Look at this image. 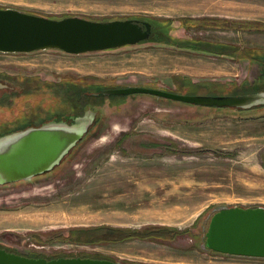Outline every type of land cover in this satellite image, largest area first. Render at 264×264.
<instances>
[{
  "label": "rangeland",
  "instance_id": "obj_1",
  "mask_svg": "<svg viewBox=\"0 0 264 264\" xmlns=\"http://www.w3.org/2000/svg\"><path fill=\"white\" fill-rule=\"evenodd\" d=\"M5 8L51 19L171 18L176 34L236 43L230 45L238 57L155 42L80 54L0 53V134L93 114L88 133L59 165L0 185V246L30 255L105 256L121 264H264V258L201 248L216 208L264 206V104L197 107L148 93L104 96L100 90L88 92L86 104L82 92L68 89L89 77L107 88L145 83L225 95L264 90V0H0ZM179 15L200 22L186 31L175 22ZM218 18L227 23L208 24ZM233 20L246 22L240 27ZM119 71L128 72L110 76ZM176 73L184 76L170 77ZM98 226L182 233L98 243L65 239L70 230Z\"/></svg>",
  "mask_w": 264,
  "mask_h": 264
},
{
  "label": "water",
  "instance_id": "obj_2",
  "mask_svg": "<svg viewBox=\"0 0 264 264\" xmlns=\"http://www.w3.org/2000/svg\"><path fill=\"white\" fill-rule=\"evenodd\" d=\"M151 24L136 19L108 21L78 16L62 19L0 9V53H28L61 49L80 54L135 44L147 39ZM104 96L148 93L198 106L249 109L264 104V90L232 95L182 94L138 85L105 88ZM91 112L71 122L52 119L0 135V185L51 171L88 133ZM201 248L230 256L264 258V206H220L208 217ZM0 264H121L110 259L81 256H28L0 248Z\"/></svg>",
  "mask_w": 264,
  "mask_h": 264
},
{
  "label": "trees",
  "instance_id": "obj_3",
  "mask_svg": "<svg viewBox=\"0 0 264 264\" xmlns=\"http://www.w3.org/2000/svg\"><path fill=\"white\" fill-rule=\"evenodd\" d=\"M133 18H137L140 20H148L151 23L152 31H151L150 37L143 41H139L138 43L155 42L158 45L172 46L178 49L191 50L194 52L225 55V56H230L232 58L237 56L236 47L234 46L229 45L228 46L229 49L217 50V48H215L216 45L206 42L205 40H195L193 38L178 36V34L175 33L177 27L173 25L174 20L171 18L164 19V20L153 19L147 16H135ZM73 82L74 84H72L71 86H68L69 87L68 89L72 88L78 93L82 92L81 94L85 96L84 102L86 104L88 103V99L90 98L89 96L90 95L92 96V93L87 95L88 92H90L91 90H101V89L107 88L105 86L102 87L101 86L102 83L100 82H99L101 84L100 86H95L94 82H92V80H90L89 77H88V80L84 82L82 81H79V82L73 81ZM191 88H194V87H190V89ZM56 120H59V119H56ZM181 233L182 231H177L176 229L171 228V227H161L155 231L149 230V229L141 231V230H136V229H118V228L107 227V226H100V227L98 226V227L78 228V229L70 230L69 233H67V235L65 236V239L71 242H80V243L96 242L98 243V242L103 241V239H108L109 241H122V240L130 239V238H138V239L165 238V237L171 238ZM209 251H212V250H209ZM212 252L218 253L215 251H212ZM31 255L35 257L44 256V255L34 254V253ZM60 256H81V257H91V258H98V259L113 260L105 256H98V255L92 256V255H87V254H67V255L62 254V255H55V256L54 255L46 256V258L49 259V258L60 257Z\"/></svg>",
  "mask_w": 264,
  "mask_h": 264
},
{
  "label": "crops",
  "instance_id": "obj_4",
  "mask_svg": "<svg viewBox=\"0 0 264 264\" xmlns=\"http://www.w3.org/2000/svg\"><path fill=\"white\" fill-rule=\"evenodd\" d=\"M177 1H182V0H177ZM183 1H185V0H183ZM190 1V0H189ZM199 4V3H198ZM197 4V5H198ZM200 7V6H199ZM203 8V7H202ZM187 11H192L191 9H188ZM196 12H197V10H196ZM230 12V11H229ZM228 12V13H229ZM225 13H227V12H225ZM227 13V14H228ZM221 14H223V13H221ZM221 14H218V15H221ZM229 14H236V15H239V14H242V15H246V12H230ZM180 16V18H177L178 20H175V22L178 24V25H180V24H183L184 25V28H185V30L187 31V30H189V28H187V27H192L193 26V24L195 23V24H197L198 22H200L199 20H195V21H193L192 19L193 18H189V16L188 17H186V15H179ZM147 17H149V16H147ZM131 19H137V18H131ZM138 21H139V23L141 24L143 21H147V22H149L150 23V21H148V20H140V19H138ZM208 21H210L208 24H214V23H218V24H225V23H227L225 20H223V19H220V18H218V20H216V22H215V20H212V22H211V19H209ZM194 22V23H193ZM245 22H246V20H244V21H232V24L233 25H236V26H239V25H241V27L242 26H244L245 25ZM151 24V23H150ZM180 29V28H179ZM191 29V28H190ZM151 31H152V29H151ZM176 31L177 32H179V30H178V26H177V28H176ZM150 35H151V32H150ZM150 35H149V37H150ZM178 36H181L182 37V35H180V33L178 34ZM148 37V38H149ZM147 38V39H148ZM193 39H195V40H203V39H199V38H196V37H192ZM145 40V39H144ZM141 41H143V40H141ZM205 41H212V40H210V39H205ZM214 42V45H216V47L215 48H217V49H219V50H224V49H229L228 48V46L230 45V44H233V45H237L236 43H233V42H224V41H219V40H216V41H213ZM138 43V42H137ZM235 47V46H234ZM228 58H232V57H230V56H227ZM225 59V58H224ZM222 59L223 61H225V62H227V63H229V62H231L229 59ZM128 71H119V72H115V73H111L110 74V76H117V75H125L126 73H127ZM175 77V78H181V77H183L184 75H182V74H180V73H176V74H172V75H170V77ZM184 78H186V76L184 77ZM188 79V78H187ZM117 80H119V79H117ZM134 84V83H133ZM136 85V84H135ZM138 86H148L149 84H145V83H140V84H137ZM115 87H122V86H127V84L126 85H122V86H120L119 84H115L114 85ZM150 86V85H149ZM148 86V87H149ZM151 87V86H150ZM159 88H161V87H159ZM173 89V88H172ZM172 89H170V90H168V91H175V89L174 90H172ZM177 90V89H176Z\"/></svg>",
  "mask_w": 264,
  "mask_h": 264
},
{
  "label": "flooded vegetation",
  "instance_id": "obj_5",
  "mask_svg": "<svg viewBox=\"0 0 264 264\" xmlns=\"http://www.w3.org/2000/svg\"><path fill=\"white\" fill-rule=\"evenodd\" d=\"M187 80H190V79H187ZM200 81H197V82H195V81H190L189 83L190 84H192L193 86L195 85H199V84H203L205 81H203L202 83H199ZM210 83H212V82H210ZM209 84V83H208ZM174 92H177V93H182V94H195V95H225V94H227V93H218V92H194V91H190V92H181V91H174ZM233 94V93H232ZM237 94V93H236ZM193 105V104H192ZM194 106H197V107H201V106H198V105H194ZM202 107H204V106H202ZM207 107H213V106H207ZM0 248H2V249H5L6 251H9V252H14V253H19L18 251H15V250H13V249H10V248H7V247H4V246H0ZM28 256H32V255H30V254H28Z\"/></svg>",
  "mask_w": 264,
  "mask_h": 264
}]
</instances>
